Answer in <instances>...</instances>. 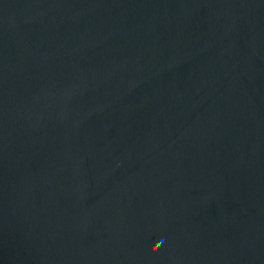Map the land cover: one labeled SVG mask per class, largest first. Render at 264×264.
Here are the masks:
<instances>
[{"label":"water","instance_id":"obj_1","mask_svg":"<svg viewBox=\"0 0 264 264\" xmlns=\"http://www.w3.org/2000/svg\"><path fill=\"white\" fill-rule=\"evenodd\" d=\"M0 264H264V0H0Z\"/></svg>","mask_w":264,"mask_h":264}]
</instances>
